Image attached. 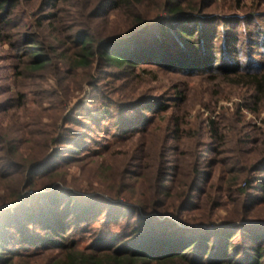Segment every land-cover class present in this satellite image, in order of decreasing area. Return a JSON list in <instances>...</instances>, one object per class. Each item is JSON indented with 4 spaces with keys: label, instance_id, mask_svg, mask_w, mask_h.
<instances>
[{
    "label": "trees",
    "instance_id": "obj_1",
    "mask_svg": "<svg viewBox=\"0 0 264 264\" xmlns=\"http://www.w3.org/2000/svg\"><path fill=\"white\" fill-rule=\"evenodd\" d=\"M0 46V264H264V0H0Z\"/></svg>",
    "mask_w": 264,
    "mask_h": 264
},
{
    "label": "rangeland",
    "instance_id": "obj_2",
    "mask_svg": "<svg viewBox=\"0 0 264 264\" xmlns=\"http://www.w3.org/2000/svg\"><path fill=\"white\" fill-rule=\"evenodd\" d=\"M6 55H7V47L0 46V78H1L0 83L1 82L3 83L6 80H8L7 77L10 78V76L13 74V70L10 67V62L8 61ZM256 57L262 58L259 56H256ZM140 80H144V79H140ZM176 81H178L182 85L187 83L188 89L190 90L191 101L193 100V104H195L193 107V110L191 111V115L193 117H196L199 114V111L203 110L202 106L199 103V99L202 94V91L206 87L212 86V83H208L204 79H199V80H194V81L186 80V79L176 80V79H171L168 76L161 75L157 81H151V79L149 78V81L146 82L145 85H143L142 87H146V89L151 91L152 94L157 95V96L167 95L169 93V86L172 85V82L176 83ZM15 89H16L15 85L14 86L12 85V90H15ZM149 91H146L143 93H147ZM223 94L224 96L233 99L234 102L239 101L240 91L239 89L233 86L223 84ZM30 100L31 101L29 105L30 107L33 108V105H32L33 98L30 97ZM80 100L81 102L83 101V107L79 109L77 113H79L80 111H83L84 114L89 119L96 120L99 114L95 113L91 106L92 104L91 103L92 102L91 88H87L86 93L81 95L79 99H75L73 104L78 103V101ZM223 104L227 106H231L233 102L223 103ZM244 113L247 115L248 120H251L257 126H262L261 124H263L262 120L264 119V113H261L259 118L253 116L249 112L244 111ZM19 114L23 115V111L20 110ZM206 116H211L213 118L215 117V115L211 114L208 111H205V117ZM102 136L103 134H100V133L95 134V137L98 139V142L97 143L93 142L92 144H90V147H92L93 149L95 148V150H98L99 148L103 147L105 144V139ZM111 145L113 146V143H111ZM127 151L129 152V148H122V147L113 148L109 152L110 153L109 155H104L103 159H100L97 161L98 164L92 165V168H93L92 170L86 169L85 171L84 170L85 165H82V163L79 165H73L69 167L68 169H65L66 171H68L67 179L71 181L72 178L74 177V178L81 179V181H83L86 175H89V176L94 175L95 177L92 179L94 180L93 182L104 183V181H106L107 177L110 175L109 172L106 171L105 169L109 170L113 167V163L112 164L110 163L111 160L112 162L116 161V163L120 164L121 166H125L126 164L125 159L129 156V154L128 155L125 154V152ZM84 186H87L86 182H84ZM89 243H90V240L87 239L82 242L81 247L85 248L86 246L89 245Z\"/></svg>",
    "mask_w": 264,
    "mask_h": 264
}]
</instances>
